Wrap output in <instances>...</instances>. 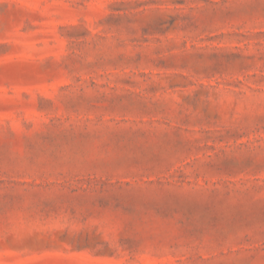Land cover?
<instances>
[{
	"label": "rangeland",
	"instance_id": "rangeland-1",
	"mask_svg": "<svg viewBox=\"0 0 264 264\" xmlns=\"http://www.w3.org/2000/svg\"><path fill=\"white\" fill-rule=\"evenodd\" d=\"M0 264H264V0H0Z\"/></svg>",
	"mask_w": 264,
	"mask_h": 264
}]
</instances>
